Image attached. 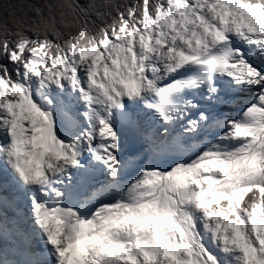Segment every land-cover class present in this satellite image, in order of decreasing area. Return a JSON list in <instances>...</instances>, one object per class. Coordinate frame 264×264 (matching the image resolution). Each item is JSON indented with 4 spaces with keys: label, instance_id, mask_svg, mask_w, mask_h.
I'll list each match as a JSON object with an SVG mask.
<instances>
[{
    "label": "snow or ice",
    "instance_id": "1",
    "mask_svg": "<svg viewBox=\"0 0 264 264\" xmlns=\"http://www.w3.org/2000/svg\"><path fill=\"white\" fill-rule=\"evenodd\" d=\"M0 264H264V0H0Z\"/></svg>",
    "mask_w": 264,
    "mask_h": 264
}]
</instances>
